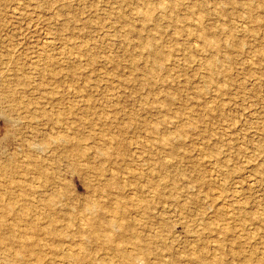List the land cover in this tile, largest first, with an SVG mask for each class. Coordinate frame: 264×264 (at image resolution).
<instances>
[{
    "label": "rangeland",
    "instance_id": "1",
    "mask_svg": "<svg viewBox=\"0 0 264 264\" xmlns=\"http://www.w3.org/2000/svg\"><path fill=\"white\" fill-rule=\"evenodd\" d=\"M4 263L264 264V0H0Z\"/></svg>",
    "mask_w": 264,
    "mask_h": 264
},
{
    "label": "bare ground",
    "instance_id": "2",
    "mask_svg": "<svg viewBox=\"0 0 264 264\" xmlns=\"http://www.w3.org/2000/svg\"><path fill=\"white\" fill-rule=\"evenodd\" d=\"M194 7H195V6H194ZM62 140H63V139H62ZM105 143H106V142H105ZM41 146H42V145H41ZM37 147H38V146H37ZM42 147H43V146H42ZM40 148H41V147H40ZM38 149H39V148H38ZM103 152H104V151H103ZM101 153H102V151H101ZM84 156H85V155H84ZM134 172H135V171H134ZM132 173H133V172H132ZM99 176H100V175H99ZM45 178H46V177H45ZM43 179H44V178H43ZM44 180H45V179H44ZM149 181H150V180H149ZM136 186H137V185H136ZM129 187H130V186H129ZM130 188H131V187H130ZM127 193H128V192H127ZM130 193H131V192H130ZM135 193H136V192H135ZM135 193H134V194H135ZM129 196H130V195H129ZM130 197H131V196H130ZM131 198H132V197H131ZM117 199H118V198H117ZM119 200H120V198H119ZM89 204H90V203H89ZM89 204H88V206H90ZM135 204H136V203H135ZM136 205H137V204H136ZM95 208H96V206H95ZM86 209H87V208H86ZM87 211H88V210H87ZM228 216H229V215H228ZM114 219H115V218H114ZM119 220H120V219H119ZM109 221L112 222L111 220H109ZM113 221H114V220H113ZM117 221H118V220H117ZM117 221H116V222H117ZM95 231H96V230H95ZM90 233H91V232H90ZM96 235H97V234H96ZM94 236H95V235H94ZM100 238H101V237H100ZM82 246H83V245H82ZM80 248H81V247H80ZM116 250H117V249H116ZM120 250H121V249L118 250V253H119ZM120 252H121V251H120ZM122 252H123V251H122ZM122 252H121V253H122ZM48 253H49V252H48ZM70 255H71V254H70ZM130 257H131V256H130ZM123 259H124V258H123ZM4 264H5V263H4Z\"/></svg>",
    "mask_w": 264,
    "mask_h": 264
}]
</instances>
